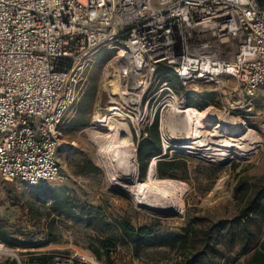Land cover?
Wrapping results in <instances>:
<instances>
[{
  "label": "built area",
  "instance_id": "obj_1",
  "mask_svg": "<svg viewBox=\"0 0 264 264\" xmlns=\"http://www.w3.org/2000/svg\"><path fill=\"white\" fill-rule=\"evenodd\" d=\"M111 46L125 95L95 128L124 114L138 152L159 119L162 152L152 162L199 158L209 148L167 135L164 120L187 115V94L199 88L225 94L224 112L206 109L230 122L253 111L264 85V0H0V180L39 187L60 178L63 122L93 57ZM163 68L177 82L152 91ZM47 264L88 263L55 254Z\"/></svg>",
  "mask_w": 264,
  "mask_h": 264
},
{
  "label": "rangeland",
  "instance_id": "obj_2",
  "mask_svg": "<svg viewBox=\"0 0 264 264\" xmlns=\"http://www.w3.org/2000/svg\"><path fill=\"white\" fill-rule=\"evenodd\" d=\"M116 49L114 46L104 48L93 57L80 84L78 99L65 117L60 178L39 187L18 179L0 180V244L11 253L8 259L0 256V264H16L15 255L24 262L42 264L55 254H78L88 264H174L204 252L211 243L207 250L210 253L216 241L218 255H201L203 263L243 262L264 239V209L251 220L249 227H244L242 214L246 199L236 190L239 181L246 182L250 186L247 198L262 194L264 204V85L254 100L253 111L241 114L233 120L235 124L228 126L235 130H244V127L254 130L261 139L256 151L249 157L225 163L191 157L183 152L162 158L159 162L173 175L162 178L173 179L185 189V210L180 214L156 212L141 206L133 193L112 183L91 136L92 132L109 134L95 128V117L101 112L106 114L107 107L111 106L112 99L105 84L115 73L110 62ZM171 78L161 69L152 91ZM225 85L233 87L235 82L228 80ZM199 89L198 95L188 92L189 105L201 108L199 111L215 105L224 112L225 94ZM159 123L158 119L160 143ZM168 130L169 136L187 137L182 130ZM148 131L149 135L141 142L152 138L150 129ZM133 135L137 145V137ZM120 169L123 170L122 166ZM143 176L147 179L139 162L136 182L145 181ZM63 193L70 197L74 214L58 209L56 200ZM123 222L137 229L150 227L162 233L187 234L184 231L187 229L188 244L183 249L158 244L134 247L122 234L120 224ZM209 235L212 240L208 239ZM240 238L252 240L246 249H241ZM103 242L114 247L104 248Z\"/></svg>",
  "mask_w": 264,
  "mask_h": 264
},
{
  "label": "bare ground",
  "instance_id": "obj_3",
  "mask_svg": "<svg viewBox=\"0 0 264 264\" xmlns=\"http://www.w3.org/2000/svg\"><path fill=\"white\" fill-rule=\"evenodd\" d=\"M114 70L113 78L105 84V90L108 91L113 104L109 106L112 108L110 111L122 109L116 97L125 95L123 76L116 67ZM112 106H117V108ZM172 106L173 110H177L176 104H172ZM210 111V109L198 111L197 108L191 107L187 115L174 116L170 114L167 122L164 120V124L172 131L182 130L185 132L187 137L184 138V142L190 143L196 140L201 143V146H205L204 148H209L207 151H202L200 155L213 161L225 163L249 157L256 151L257 146L261 143L256 132L248 127H244V130L230 129L228 126L235 122H230L227 117L222 118L217 113ZM119 116H123V118H107L105 120L103 130L108 131L109 134L91 133L97 143L99 156L110 173L112 183L133 193L136 202L147 209L161 213H183L185 210V189L175 180L161 178L158 175L157 159L153 163L151 160L152 164L146 171L147 179L141 181L140 184L136 182L139 165L136 145L127 117L121 113ZM103 117L104 115L101 116L100 113L95 117V120H100ZM236 135L239 138L232 137ZM174 138L182 140V138ZM121 166L123 170L120 169ZM1 251L8 252L3 244H0V256H3Z\"/></svg>",
  "mask_w": 264,
  "mask_h": 264
},
{
  "label": "trees",
  "instance_id": "obj_4",
  "mask_svg": "<svg viewBox=\"0 0 264 264\" xmlns=\"http://www.w3.org/2000/svg\"><path fill=\"white\" fill-rule=\"evenodd\" d=\"M173 80L174 78L170 79V81H173ZM150 133H151L152 138L147 142L145 141L141 142L140 147H139V153H138V159H139V162L141 164L142 171L144 174L149 168L152 158L160 155L162 152L161 145L159 143V135H158V119L156 120L154 127L150 129ZM163 165H164L163 162L158 163L157 167H158L159 176L161 178L162 177H172L173 175L168 173L164 169ZM167 165L172 166L171 163H168ZM142 179L145 180L144 176ZM236 190L239 193H241L242 199H246V206L243 210L242 218L245 219L243 226L249 227V223L251 222V220L254 217H257L260 211L264 209V204L261 202V199L263 198V196L262 194H259L252 199H248L247 196L250 192V186L248 185V183L242 182V181L238 182ZM56 203L59 204L58 209H60L62 213L69 214V215L75 213V210L73 208L74 206L71 202V199L65 193H63L62 196L59 195V197L56 200ZM233 222H235V220ZM120 229L125 239L130 244H132L134 247L158 244L162 246H169L171 248L183 249L187 246L188 239L190 236L189 230L187 229L184 230L185 233L187 234L180 233V232H163L162 233L150 227H141L137 229L129 222L121 223ZM208 239L212 240V236L209 235ZM4 241L7 242V240L5 239ZM251 241H252L251 239L248 240V239L240 238L241 249H246L248 247L249 242ZM102 244L104 248H107V249L109 247H114L112 244H108L105 242H103ZM217 244H218V241H216V245L212 246L213 248H211L212 251L210 253H208L207 250L210 249L211 243L206 245V248L208 249L205 250L204 252H198L195 255L191 257H186L184 258L183 261L175 262L174 264H205L201 261L200 256L211 254L213 257H216L219 253ZM95 252L99 256V252L98 251H95ZM50 259L51 257L46 258L45 262L42 264H47L50 261ZM226 264H264V239L261 241L258 247H255L252 249L251 254L243 262L234 261L232 263L227 262Z\"/></svg>",
  "mask_w": 264,
  "mask_h": 264
},
{
  "label": "water",
  "instance_id": "obj_5",
  "mask_svg": "<svg viewBox=\"0 0 264 264\" xmlns=\"http://www.w3.org/2000/svg\"><path fill=\"white\" fill-rule=\"evenodd\" d=\"M139 153V150H138V152H137V154Z\"/></svg>",
  "mask_w": 264,
  "mask_h": 264
}]
</instances>
